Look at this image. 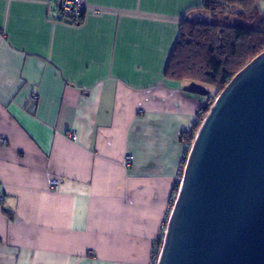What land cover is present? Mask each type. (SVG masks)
Instances as JSON below:
<instances>
[{"label": "crops", "instance_id": "0c3cea01", "mask_svg": "<svg viewBox=\"0 0 264 264\" xmlns=\"http://www.w3.org/2000/svg\"><path fill=\"white\" fill-rule=\"evenodd\" d=\"M55 1L0 0V264H152L215 96L164 74L202 2Z\"/></svg>", "mask_w": 264, "mask_h": 264}, {"label": "water", "instance_id": "95a60500", "mask_svg": "<svg viewBox=\"0 0 264 264\" xmlns=\"http://www.w3.org/2000/svg\"><path fill=\"white\" fill-rule=\"evenodd\" d=\"M184 166L157 264H264V51L218 94Z\"/></svg>", "mask_w": 264, "mask_h": 264}, {"label": "trees", "instance_id": "16d2710c", "mask_svg": "<svg viewBox=\"0 0 264 264\" xmlns=\"http://www.w3.org/2000/svg\"><path fill=\"white\" fill-rule=\"evenodd\" d=\"M256 1L201 0L196 17L183 18L179 24L178 40L168 58L165 77L209 86L217 90L218 95L241 69L264 51V15L258 11ZM230 8L237 9V13L228 12ZM231 16L235 18L233 25L228 24ZM213 102L212 99L207 101L201 111L203 116ZM199 125H194L193 134L197 133ZM192 141L193 138L185 151L184 164ZM178 187L179 183L173 189V202ZM167 221L156 245L153 264L158 262Z\"/></svg>", "mask_w": 264, "mask_h": 264}, {"label": "built area", "instance_id": "2783aa9c", "mask_svg": "<svg viewBox=\"0 0 264 264\" xmlns=\"http://www.w3.org/2000/svg\"><path fill=\"white\" fill-rule=\"evenodd\" d=\"M56 15L51 20L57 22H66L69 24H79L84 20V13L86 10L85 0H56L55 1ZM205 117V116H204ZM202 118V121L204 120ZM196 122L198 123L201 119V110L198 111L195 115ZM68 136L72 140H75V136L73 133H70ZM1 143H4L3 139H0ZM132 162V158L126 156L123 166L128 167ZM181 182V181H180ZM50 188L56 190L59 185L58 181H50ZM180 185V183H179ZM157 264V263H156Z\"/></svg>", "mask_w": 264, "mask_h": 264}, {"label": "rangeland", "instance_id": "374dc122", "mask_svg": "<svg viewBox=\"0 0 264 264\" xmlns=\"http://www.w3.org/2000/svg\"><path fill=\"white\" fill-rule=\"evenodd\" d=\"M256 5H257V9H258V11H260L263 15H264V0H257L256 1ZM228 12H230L231 14H236L237 13V9L235 10L234 8H230L229 10H228ZM235 20V18H234V16H231V18H230V21H229V23L228 24H230V25H233V21ZM200 85V84H199ZM204 87H207V88H209V89H211V90H213V91H215V89H213V88H211V87H209V86H206V85H204ZM218 95H217V90L215 91V96L212 98V100H216V97H217ZM202 111V110H201ZM204 116H203V114H202V112H201V119H200V121L198 122V124H201L203 121H202V118H203ZM197 123V122H196ZM200 126V125H199ZM194 136H195V134L193 135V138H194ZM153 255H154V253H153ZM153 258V257H152ZM152 264H153V261H152Z\"/></svg>", "mask_w": 264, "mask_h": 264}]
</instances>
